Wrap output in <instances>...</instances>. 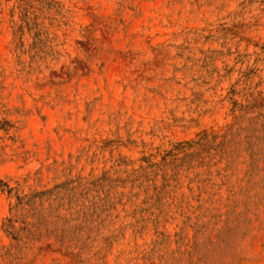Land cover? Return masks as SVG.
<instances>
[{
    "label": "rangeland",
    "instance_id": "rangeland-1",
    "mask_svg": "<svg viewBox=\"0 0 264 264\" xmlns=\"http://www.w3.org/2000/svg\"><path fill=\"white\" fill-rule=\"evenodd\" d=\"M0 264H264V0H0Z\"/></svg>",
    "mask_w": 264,
    "mask_h": 264
}]
</instances>
